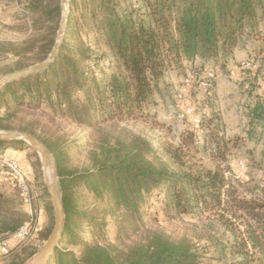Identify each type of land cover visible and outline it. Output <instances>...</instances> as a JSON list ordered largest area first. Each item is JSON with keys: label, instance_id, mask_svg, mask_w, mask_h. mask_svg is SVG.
Here are the masks:
<instances>
[{"label": "trees", "instance_id": "1", "mask_svg": "<svg viewBox=\"0 0 264 264\" xmlns=\"http://www.w3.org/2000/svg\"><path fill=\"white\" fill-rule=\"evenodd\" d=\"M18 1L24 3L32 34L18 60L1 68L0 76L46 61L63 18L61 0ZM261 14L264 16V0H71L55 61L41 72L1 87L0 109L27 103L36 108L48 106L80 125L123 121L142 111L169 70L194 72L193 84L200 89L205 73L192 66L198 60L204 66L221 58L232 60L238 39L256 26ZM93 34L96 51L101 52L103 44L113 61L107 79L98 80L90 72L93 50L84 35ZM238 74L239 92L247 100L241 102L242 115L245 112L251 119L250 126L257 125L264 119V99L259 98L253 78L257 84L264 79V62L258 72L239 69ZM216 85L217 81L213 82L207 101H197L198 108L209 109L208 120L217 136L213 167L197 159L193 153L198 148L190 139H183L176 148L165 147L167 162L157 157L152 143L134 137L114 145L104 143L93 168L77 172L68 168L61 140H41L53 155L59 176L65 211L63 242L79 248L78 252L64 251L58 246L47 264H203L190 241H174L148 225L157 223L159 216L175 219L208 213L224 232L223 239L213 242L214 251L225 257L222 264H264V165L248 150L252 179L243 182L231 173L229 153L238 137H228L225 123L219 120ZM250 98L255 102H249ZM8 114H0V130L10 129L5 123ZM193 131L189 134L192 140L198 136ZM10 144L14 142H0L5 150ZM85 191L93 195L95 204L107 206L104 217L89 211L83 199ZM153 197L161 205L156 215L145 206ZM16 207L0 193V235L13 233L24 224L25 217ZM97 218L103 219L96 223ZM105 220L116 225L121 243L148 227L146 243L115 252L110 245L83 238V227L98 225L103 229ZM53 225L41 234L44 243ZM38 251L21 246L11 252L5 264H24Z\"/></svg>", "mask_w": 264, "mask_h": 264}, {"label": "rangeland", "instance_id": "2", "mask_svg": "<svg viewBox=\"0 0 264 264\" xmlns=\"http://www.w3.org/2000/svg\"><path fill=\"white\" fill-rule=\"evenodd\" d=\"M257 21L254 28L246 29L242 37L238 39L236 53H234L232 60L221 58L210 66H204L198 60L192 66V69L199 73H205L211 67L219 70V76L222 78L217 89L221 108L219 120L225 123L224 126L228 137H238L236 147L229 153V165L232 167L233 172L231 173L240 176V180L243 182H249L253 176L252 169L249 168L248 150L255 152L257 160L263 162L264 165V119H260L257 125L250 126L251 119L246 117L245 112L244 115H237L236 117L237 106L235 100L231 97L235 83L234 79L230 77V70H235V66L246 59L245 57L249 55L248 51L255 57L261 56L260 60H264V16L261 14ZM31 34V20L26 12L24 3L18 0H0V69L13 65L18 60V55L25 49V43L29 40ZM95 37V34L91 36L84 35L87 46L93 50V58H91L92 60L89 63L90 72L98 80L107 79L113 71V61H111L110 54L103 44H101V52L96 51L94 46ZM186 77L187 74H180L178 70H169L165 78L159 82L150 102L143 106L142 111H136L133 116L123 121L101 122L95 126L80 125L64 115L54 113L48 106L36 108L30 107L26 103L16 107V105L12 104L10 110L5 107L0 109V114L2 115L12 113L8 114L5 122L10 129L0 131L29 132L28 134L41 143L43 139L53 142L61 140L62 149L68 156V168L77 172H84L93 168V161L97 151L104 143L114 145L121 141L128 142L129 139L134 137H140L152 143L157 157L164 161H167V157L163 153L165 147L176 148L183 139H190L191 142H195L194 146L198 148L197 151L194 150V153H192L195 154L198 160L202 159L205 166L213 167L212 158L217 151V146L214 142L217 136L212 130L213 127L210 126V121L208 120L210 115L204 119L203 129L205 134L203 137L195 134L193 140L189 136L195 129L192 119H184L182 117L188 106L197 105L201 95L198 85L192 83L187 93L186 101H179L180 88L183 86ZM253 80L256 81L254 86L259 91L260 87L257 84V80L254 78ZM77 96L82 98L81 94ZM179 105L182 106L181 109L178 107ZM202 108L205 107L201 105L199 109L202 110ZM238 120L240 124H236ZM222 133L221 131L220 135ZM12 142L14 144H10L11 146L7 150L4 149V146H0V161L1 158H4L17 162L29 179L33 186L35 197L34 211L38 224V230L34 236L25 243H14L13 251L21 246L26 247L28 250H40L45 244L41 234L55 222L54 206L45 184L39 155L30 146H18L15 143L18 141ZM204 146H206L205 149ZM49 157L52 181L59 188L56 163L50 152ZM240 163L246 165L244 174L239 171ZM2 170L0 166V193L5 199L17 206L16 208L24 215L26 222L29 215L22 205L19 192L8 185L5 177L1 175ZM231 173L227 172L226 175L230 176ZM159 196L157 195V198ZM157 198L153 197L145 205L151 207L153 215H156L161 208ZM83 199H85L84 201L89 211L94 210L96 215H100V217H104V212L109 210L103 203L95 204L93 195L88 194L86 191ZM102 219L97 218L96 223L101 222ZM216 220L214 215L210 213L203 217L183 215L175 219H165L159 216L157 223H152L148 227L153 231L163 232L174 241H181L182 239L190 241L195 251L201 256L203 264H222L225 257L215 252L213 246L215 240L223 239L224 237V232ZM148 227L141 228L126 243L118 241L116 225L111 220H105L103 229L98 225L96 227L86 225L83 227L81 235L89 242L98 240L103 246L110 245L112 251L117 252L127 250L128 247L137 243H146L147 234L149 233ZM59 249L79 251L77 246L68 245L63 240L59 245ZM7 259L8 257L0 260V264L8 262L9 260L7 261Z\"/></svg>", "mask_w": 264, "mask_h": 264}, {"label": "built area", "instance_id": "3", "mask_svg": "<svg viewBox=\"0 0 264 264\" xmlns=\"http://www.w3.org/2000/svg\"><path fill=\"white\" fill-rule=\"evenodd\" d=\"M263 62L264 60H260V57L249 55L246 59L240 62L239 66L237 65L235 70H230V77L237 83L239 69L258 72L261 69ZM218 77V68L211 67L206 70L204 79H202L199 83L201 90V95L199 97L200 102H205L212 95L213 82H216ZM194 79V72H189L183 86L180 88V94L178 95L180 102L186 101L187 93L190 90ZM259 87V93L264 99V79L259 82ZM178 107L181 109L182 106L179 105ZM200 110L201 109H199L197 105L188 106L183 112L182 117L184 119L191 118L198 136L203 137L205 134V130L203 129L204 119L206 116H209L210 112L207 108H204L201 111ZM0 166L3 169L1 175L5 177L8 185L18 190L22 205L29 215L28 220L19 228V230L6 235H0V260H2L11 254L14 243L21 244L30 240L38 230V224L34 211V191L29 179L25 176L18 163L11 159L1 158ZM245 170L246 165L244 163H240V173L244 174ZM237 177L241 179L240 176L237 175Z\"/></svg>", "mask_w": 264, "mask_h": 264}, {"label": "water", "instance_id": "4", "mask_svg": "<svg viewBox=\"0 0 264 264\" xmlns=\"http://www.w3.org/2000/svg\"><path fill=\"white\" fill-rule=\"evenodd\" d=\"M71 0H61V6L63 9V18L60 29L58 31L57 40L55 46L49 55L48 59L44 62L30 66L25 69L17 70L12 73H8L0 76V88L7 85L10 82L17 81L21 78L27 77L34 73L41 72L47 68L52 62L55 61L65 34V30L68 23L69 3ZM5 141H21L36 151L41 159L42 171L45 179V184L48 188L52 204L54 206L55 222L54 228L43 245V247L26 263L24 264H47L51 257L54 255L56 249L60 245L64 238V224H65V211L62 202L61 194L57 185L50 179L47 169L50 163L49 152L47 148L39 142L35 137L28 133L20 131H0V142Z\"/></svg>", "mask_w": 264, "mask_h": 264}, {"label": "crops", "instance_id": "5", "mask_svg": "<svg viewBox=\"0 0 264 264\" xmlns=\"http://www.w3.org/2000/svg\"><path fill=\"white\" fill-rule=\"evenodd\" d=\"M246 46V45H245ZM236 53V52H235ZM248 53H249V55H253L251 52H249L248 51ZM249 55H247L245 58H247ZM235 57H236V55H235ZM260 58H261V56H260ZM243 61V60H242ZM239 64V63H238ZM237 66H235V68H236ZM222 80V78H221V76H219L218 77V80H217V85H216V90L219 88V82ZM234 83H235V85H234V91L232 92V98L235 100V102H236V106H237V109H236V111H235V114H236V117H237V115H241L242 116V110H243V108L240 106L241 105V102L243 103V102H247V100H244V98H243V96L240 94V92H239V89H238V87H237V83L234 81ZM218 92L219 91H217V103L219 104V95H218ZM238 93H239V95H238ZM259 94V93H258ZM254 97L253 98H255V95H253ZM260 96V95H259ZM259 98H262V96H260ZM259 98H255L256 100L258 99V100H260ZM249 102H255L252 98H250L249 100H248ZM221 109V108H220ZM222 113H223V111H222ZM224 114V113H223ZM238 123H236V124H240V121L238 120L237 121Z\"/></svg>", "mask_w": 264, "mask_h": 264}, {"label": "bare ground", "instance_id": "6", "mask_svg": "<svg viewBox=\"0 0 264 264\" xmlns=\"http://www.w3.org/2000/svg\"><path fill=\"white\" fill-rule=\"evenodd\" d=\"M47 173H48L50 179L52 180L53 177H52V171H51L50 165H49V167H48V169H47Z\"/></svg>", "mask_w": 264, "mask_h": 264}]
</instances>
